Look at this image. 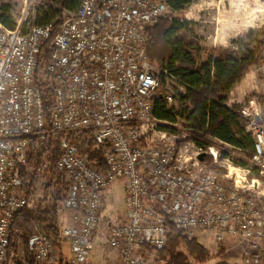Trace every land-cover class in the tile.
Returning <instances> with one entry per match:
<instances>
[{
	"label": "built area",
	"instance_id": "2783aa9c",
	"mask_svg": "<svg viewBox=\"0 0 264 264\" xmlns=\"http://www.w3.org/2000/svg\"><path fill=\"white\" fill-rule=\"evenodd\" d=\"M31 3L24 0L13 28L0 22V264H17L13 218L31 207L35 174L48 171V159L66 178L57 212L69 211L72 223L27 237L33 264L86 263L104 218L103 196L117 179L126 213L108 222L104 239L119 264H165L157 254L174 228L189 238L211 234L218 248L241 240L243 263H264L262 106L251 100L237 111L252 139L250 163L226 159L220 174L217 148L153 116L156 102L174 110L183 91L146 53V29L175 12L166 2L80 0L62 10L54 34L55 22L22 29ZM46 131L56 138L55 161L43 144ZM83 134L102 145L104 170L87 143H76Z\"/></svg>",
	"mask_w": 264,
	"mask_h": 264
},
{
	"label": "trees",
	"instance_id": "16d2710c",
	"mask_svg": "<svg viewBox=\"0 0 264 264\" xmlns=\"http://www.w3.org/2000/svg\"><path fill=\"white\" fill-rule=\"evenodd\" d=\"M51 1V5L42 6L35 24L55 22L52 27L54 34L61 21V11L75 9L80 0ZM163 1L172 11H179L191 0ZM56 5H60V8ZM0 22L7 28L14 27L15 22L8 7H0ZM146 32L148 58L161 54V67L174 75L183 86V91L175 94L177 108L168 110L164 104L156 102L153 116L174 123L181 120L182 126L190 129V138L197 144H207L205 138L216 139L250 156L252 139L245 131L246 121L237 112L241 106H228L227 101L229 92L241 81L247 69L260 62L264 38L254 36L255 32L249 30L242 37L231 40L229 47L207 49L191 34L186 23L167 18L159 19ZM87 147L96 165L104 170L102 145L91 138ZM57 157L58 152H54L53 161ZM205 161L208 159L205 158ZM39 215L23 208L14 215L13 228L24 229L30 221L42 219L49 221L46 231L56 233L53 217L46 211ZM207 256L208 251L196 237L189 238L175 228L170 231L166 245L158 251V259L165 264H192L191 260L202 263ZM28 264H33L31 256Z\"/></svg>",
	"mask_w": 264,
	"mask_h": 264
},
{
	"label": "rangeland",
	"instance_id": "374dc122",
	"mask_svg": "<svg viewBox=\"0 0 264 264\" xmlns=\"http://www.w3.org/2000/svg\"><path fill=\"white\" fill-rule=\"evenodd\" d=\"M32 1L31 6L23 12V14H27L25 21L22 23L23 30L35 23L42 6L52 4L51 0ZM24 5V0H0V7L9 8V14L14 22H17L22 16L21 12ZM56 7L60 8V5H56ZM167 19H177L186 23L191 34L199 39L202 47L207 49L219 46L229 47L232 45L231 40L242 37L249 30L255 32L254 36L264 38V0H191L181 10L175 11ZM162 55L165 56V54ZM148 59L154 66L158 68L162 66L161 54H153ZM169 84L174 87L171 82ZM176 91L177 89L174 87V92L176 93ZM228 98L230 103L233 104L232 106H244L249 101L254 100L264 110V48L261 52L260 62L247 69L241 81L234 86L231 93L229 92ZM175 107L177 108V105ZM181 124V120L177 121L174 130L176 128L180 132L184 131ZM158 126H166V124L159 123ZM45 134L43 144L47 145L50 151L58 152L56 138L52 137L49 131H46ZM181 136L189 138L190 131L187 134L182 133ZM90 139L89 134H83L76 138V143L84 148ZM205 140L208 142L207 144L213 145L219 151L220 157L215 164L218 173L221 174L225 171L226 159L235 165L250 163V156L244 154L241 150L220 143L216 139L205 138ZM47 161L48 171L39 170L35 174L33 187L28 195L32 202L29 210H32L38 216L44 211L48 212L53 217L56 228H59L72 223L69 211L57 212L58 201L64 193L66 178L62 174L54 173L49 164L52 163V159ZM208 161L211 162L210 159ZM124 194L123 180L117 179L107 188L103 196L102 211L104 218L89 256L90 264H119L118 257L107 246L104 238L108 222L115 218H121L126 213ZM48 224V220L34 219L24 229L14 228V239L20 250L18 256L14 259L17 264H28L30 260L24 239H27L34 232L46 231ZM197 240L206 248L208 256L202 263L191 260L192 264H217L221 262L244 264V244L241 240L228 239L220 248L215 246L211 234L202 233L197 236Z\"/></svg>",
	"mask_w": 264,
	"mask_h": 264
},
{
	"label": "crops",
	"instance_id": "0c3cea01",
	"mask_svg": "<svg viewBox=\"0 0 264 264\" xmlns=\"http://www.w3.org/2000/svg\"><path fill=\"white\" fill-rule=\"evenodd\" d=\"M234 88V87H233ZM233 91V89L230 91V93ZM227 105L228 106H232L233 104H231L230 103V99L228 98V101H227ZM66 248V245L65 244H63V249H65ZM112 249V248H111ZM113 250V252L116 254V256L118 257V254H117V251L115 250V249H112ZM91 252H92V250H91ZM91 252H90V255H91ZM89 255V256H90ZM118 262H119V258H118ZM85 264H90V258L88 257V259H87V261H86V263Z\"/></svg>",
	"mask_w": 264,
	"mask_h": 264
},
{
	"label": "water",
	"instance_id": "95a60500",
	"mask_svg": "<svg viewBox=\"0 0 264 264\" xmlns=\"http://www.w3.org/2000/svg\"><path fill=\"white\" fill-rule=\"evenodd\" d=\"M204 156L205 154L201 152L198 154V159L202 161L204 159Z\"/></svg>",
	"mask_w": 264,
	"mask_h": 264
}]
</instances>
